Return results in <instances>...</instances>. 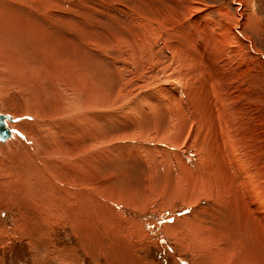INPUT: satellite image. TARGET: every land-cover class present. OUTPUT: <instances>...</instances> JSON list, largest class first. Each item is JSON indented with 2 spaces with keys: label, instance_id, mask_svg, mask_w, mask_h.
Here are the masks:
<instances>
[{
  "label": "rangeland",
  "instance_id": "obj_1",
  "mask_svg": "<svg viewBox=\"0 0 264 264\" xmlns=\"http://www.w3.org/2000/svg\"><path fill=\"white\" fill-rule=\"evenodd\" d=\"M263 55L264 0H0V264H264Z\"/></svg>",
  "mask_w": 264,
  "mask_h": 264
},
{
  "label": "bare ground",
  "instance_id": "obj_2",
  "mask_svg": "<svg viewBox=\"0 0 264 264\" xmlns=\"http://www.w3.org/2000/svg\"><path fill=\"white\" fill-rule=\"evenodd\" d=\"M223 6V5H222ZM253 6V5H252ZM224 7V6H223ZM222 8V7H221ZM220 9V8H219ZM225 9V8H224ZM225 11V10H224ZM253 12V11H252ZM247 15H248V13H247ZM257 17L255 16V15H249L241 24H240V27L242 26V29H244V28H247V29H249V30H251V31H253L254 32V34L255 33H257L258 34V31H259V29H260V25H259V23H258V21H257ZM225 26V25H224ZM261 27H262V25H261ZM263 28V27H262ZM227 29V28H226ZM235 28H233V30H234ZM241 29V30H242ZM232 30V31H233ZM239 30H240V28H239ZM238 30V28L236 29V31H237V33L239 34V36L238 35H236V41H235V44H238V39L240 38V36L241 37H243V36H245L243 39L245 40V41H247V40H249L250 41V47L251 48H254V46H255V40L252 38V37H249L248 35H241L242 33H240V31ZM231 31V32H232ZM228 32V31H227ZM229 34V33H228ZM215 36V35H214ZM257 36V35H256ZM220 37V36H219ZM227 41H230V40H234V36L231 38V37H229V35L226 37L225 35L223 36ZM215 39V38H214ZM234 42V41H233ZM240 42H242L243 44H244V42L243 41H241L240 40ZM219 43V42H218ZM220 44H222V43H220ZM243 44H242V46H243ZM238 46V45H237ZM227 47V46H226ZM240 47V46H239ZM214 48V47H213ZM220 48V47H219ZM233 48V47H232ZM217 49V48H216ZM225 49V48H224ZM223 50V49H222ZM217 51V50H216ZM234 51V50H233ZM226 52V51H225ZM217 53V52H216ZM226 54H227V52H226ZM228 54H231L229 51H228ZM232 55V54H231ZM236 57V56H235ZM224 58V57H223ZM263 58H264V55H263ZM229 59V58H228ZM227 59V60H228ZM210 68H211V66H210ZM222 70V69H221ZM218 74V73H217ZM216 77H217V75H216ZM214 78V77H213ZM200 79V78H199ZM217 79V82L218 83H220L219 82V80H218V77L216 78ZM215 80V79H214ZM221 81V80H220ZM214 82V81H213ZM223 82V81H222ZM226 82V81H225ZM214 85V84H213ZM221 85V84H220ZM216 86V85H215ZM219 87V86H218ZM213 88V87H212ZM227 88V87H226ZM217 90V89H216ZM222 90V89H221ZM227 90V89H226ZM230 90V89H229ZM220 91V90H219ZM218 91V92H219ZM226 92V91H225ZM228 92H230V91H228ZM227 92V93H228ZM216 93V92H215ZM226 94V93H225ZM229 94V93H228ZM222 95H224V93L223 94H221V95H219V97L220 96H222ZM235 95V94H234ZM216 96V95H215ZM218 97V96H217ZM224 97V96H223ZM223 97H221V98H223ZM225 98H226V96H225ZM232 98H234V97H232ZM219 99V98H218ZM227 99V98H226ZM226 99H225V101H226ZM223 100H224V98H223ZM228 100V99H227ZM224 101V102H225ZM226 103V102H225ZM227 104V103H226ZM225 104V105H226ZM231 104V103H230ZM229 104V105H230ZM66 105H68V106H72V104L71 103H67ZM228 105V104H227ZM73 107V106H72ZM72 107H71V109H68L69 111H66V112H63V113H59L60 115H56L57 117L55 118V121L57 122V123H52V125L54 126V128H56V126L59 124V125H72V126H76V127H79L80 125H81V113H80V111H81V108L80 107H76V108H74V109H72ZM227 107H229V106H227ZM230 108V107H229ZM230 110V109H229ZM1 113V112H0ZM2 114V113H1ZM12 117V116H11ZM14 119H13V117H12V120H7V121H13ZM230 123H232V122H230ZM37 125L39 126L40 125V123H37ZM48 127H49V125L48 124H46ZM51 131H52V129H51ZM263 132V131H262ZM53 133H54V129H53ZM1 141V140H0ZM217 143V142H216ZM36 145V144H35ZM57 150H55V152H56ZM59 151H57V153H58ZM60 153H61V151H60ZM60 153H58V154H60ZM57 154V155H58ZM49 155V154H48ZM56 156V155H55ZM58 157V156H57ZM56 159V158H55ZM63 160V159H62ZM66 160V159H65ZM64 161V160H63ZM6 165V164H5ZM2 166V165H1ZM1 166H0V168H1ZM263 166H264V163H260V165H259V170H258V172H257V177H258V185L260 184V186L258 187V189L259 190H261V191H263V192H261V196L264 194V168H263ZM75 167V166H74ZM7 169V168H6ZM9 169V168H8ZM2 170V169H1ZM2 172V171H1ZM0 172V173H1ZM5 172V171H4ZM3 175V174H2ZM1 174H0V176H2ZM5 175V174H4ZM16 180V179H15ZM14 180V181H15ZM12 181V180H11ZM20 183V182H19ZM205 183V182H204ZM208 183H209V181H208ZM203 184V183H202ZM257 185V186H258ZM16 186V185H15ZM20 187V186H19ZM214 187V186H213ZM16 188V187H15ZM22 188V187H21ZM18 189V188H17ZM28 189V188H27ZM257 189V190H258ZM37 190V189H36ZM66 191V190H65ZM64 191V192H65ZM27 192V191H26ZM66 192H68V191H66ZM28 194V193H27ZM67 193H65V195H66ZM257 194V193H256ZM259 194V193H258ZM67 195H71V194H67ZM66 195V196H67ZM260 196V197H261ZM67 197H69V196H67ZM78 197V196H77ZM258 199V202H260V203H262L261 202V200H262V198L260 199V198H257ZM260 199V200H259ZM45 201V200H44ZM69 204V203H68ZM262 204H264V202L262 203ZM48 205V204H47ZM53 205V204H52ZM261 205V204H260ZM39 206V205H38ZM62 206V205H61ZM72 206V205H71ZM77 206H79V205H77ZM259 206V205H258ZM44 207V206H43ZM68 207V206H67ZM39 208V207H38ZM59 208V207H58ZM64 208V210L66 209L65 207H63ZM73 208V207H72ZM61 209H62V207H61ZM57 210V209H56ZM61 211V210H60ZM261 211H263V208H261ZM62 212V211H61ZM57 213V212H56ZM55 213V214H56ZM58 215V214H57ZM261 215H264V214H261ZM261 218H263L262 216H261ZM259 219H260V217H259Z\"/></svg>",
  "mask_w": 264,
  "mask_h": 264
},
{
  "label": "water",
  "instance_id": "obj_3",
  "mask_svg": "<svg viewBox=\"0 0 264 264\" xmlns=\"http://www.w3.org/2000/svg\"><path fill=\"white\" fill-rule=\"evenodd\" d=\"M12 120V117L9 114L0 113V140L6 141L8 138L12 137L13 131L12 128L7 126V120Z\"/></svg>",
  "mask_w": 264,
  "mask_h": 264
}]
</instances>
